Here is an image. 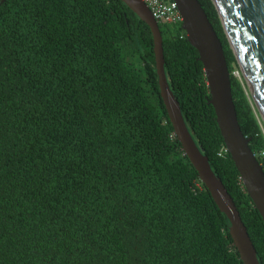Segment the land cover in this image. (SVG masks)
I'll list each match as a JSON object with an SVG mask.
<instances>
[{
  "label": "trees",
  "instance_id": "trees-1",
  "mask_svg": "<svg viewBox=\"0 0 264 264\" xmlns=\"http://www.w3.org/2000/svg\"><path fill=\"white\" fill-rule=\"evenodd\" d=\"M243 135L262 121L211 0ZM185 124L264 264V225L223 145L197 51L159 25ZM260 121V122H259ZM0 264H243L177 142L149 27L121 0H0Z\"/></svg>",
  "mask_w": 264,
  "mask_h": 264
},
{
  "label": "water",
  "instance_id": "water-1",
  "mask_svg": "<svg viewBox=\"0 0 264 264\" xmlns=\"http://www.w3.org/2000/svg\"><path fill=\"white\" fill-rule=\"evenodd\" d=\"M150 29L160 97L173 133L215 205L229 222V235L243 264H260L232 198L196 146L171 91L165 71L160 27L142 0H121ZM184 21L187 42L203 66L218 129L245 193L264 225V172L240 128L222 44L198 0H174ZM252 101L264 124V0H211Z\"/></svg>",
  "mask_w": 264,
  "mask_h": 264
},
{
  "label": "built area",
  "instance_id": "built-area-1",
  "mask_svg": "<svg viewBox=\"0 0 264 264\" xmlns=\"http://www.w3.org/2000/svg\"><path fill=\"white\" fill-rule=\"evenodd\" d=\"M142 1L147 5L153 18L155 19L158 25L168 26L169 28H174V29H180L181 32L179 33V38L180 39L186 38V34L182 30V24L184 18L181 12L179 11L177 3L174 0H142ZM261 128L264 133V129L262 125ZM226 154L229 153L223 144L218 152V156L224 158ZM263 154L264 153H260V155Z\"/></svg>",
  "mask_w": 264,
  "mask_h": 264
},
{
  "label": "rangeland",
  "instance_id": "rangeland-1",
  "mask_svg": "<svg viewBox=\"0 0 264 264\" xmlns=\"http://www.w3.org/2000/svg\"><path fill=\"white\" fill-rule=\"evenodd\" d=\"M234 76L237 77L238 79H240V78L242 77V74H241L240 71L235 70V71H234ZM261 125H262V127H263V129H264V126H263L262 121H261Z\"/></svg>",
  "mask_w": 264,
  "mask_h": 264
},
{
  "label": "clouds",
  "instance_id": "clouds-1",
  "mask_svg": "<svg viewBox=\"0 0 264 264\" xmlns=\"http://www.w3.org/2000/svg\"><path fill=\"white\" fill-rule=\"evenodd\" d=\"M264 125V124H263Z\"/></svg>",
  "mask_w": 264,
  "mask_h": 264
}]
</instances>
